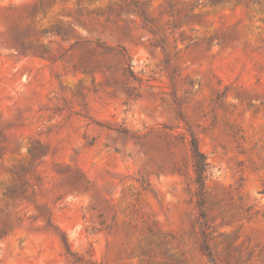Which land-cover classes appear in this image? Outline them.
<instances>
[{"label":"rangeland","instance_id":"rangeland-1","mask_svg":"<svg viewBox=\"0 0 264 264\" xmlns=\"http://www.w3.org/2000/svg\"><path fill=\"white\" fill-rule=\"evenodd\" d=\"M0 264H264V0H0Z\"/></svg>","mask_w":264,"mask_h":264},{"label":"trees","instance_id":"trees-1","mask_svg":"<svg viewBox=\"0 0 264 264\" xmlns=\"http://www.w3.org/2000/svg\"><path fill=\"white\" fill-rule=\"evenodd\" d=\"M227 0H209V4L218 5ZM192 146V158H193V168L195 173V182L199 189L203 190L205 187V182L208 179L209 175V163L207 161L206 156L200 152L198 144L195 138H192L191 141ZM205 252H208L207 249H204Z\"/></svg>","mask_w":264,"mask_h":264}]
</instances>
